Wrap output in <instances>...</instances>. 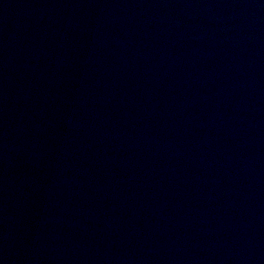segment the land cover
Instances as JSON below:
<instances>
[{
  "label": "water",
  "instance_id": "obj_1",
  "mask_svg": "<svg viewBox=\"0 0 264 264\" xmlns=\"http://www.w3.org/2000/svg\"><path fill=\"white\" fill-rule=\"evenodd\" d=\"M65 264H264V0H125Z\"/></svg>",
  "mask_w": 264,
  "mask_h": 264
}]
</instances>
